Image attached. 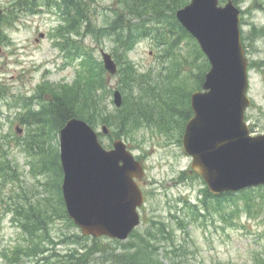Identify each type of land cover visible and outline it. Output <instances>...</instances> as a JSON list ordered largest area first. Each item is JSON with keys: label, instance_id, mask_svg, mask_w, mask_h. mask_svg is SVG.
I'll return each instance as SVG.
<instances>
[{"label": "rangeland", "instance_id": "obj_1", "mask_svg": "<svg viewBox=\"0 0 264 264\" xmlns=\"http://www.w3.org/2000/svg\"><path fill=\"white\" fill-rule=\"evenodd\" d=\"M17 1L0 0V7L5 14L3 20H0V91L7 93L5 96L0 95V155L8 152V156L3 155L2 165L5 168L13 167L10 171L13 174L4 172L3 175L0 172V264H44L55 260L56 263H61L71 249L79 248L82 241L85 246L117 245L124 250L133 251L135 248L128 247L132 245L134 237L114 243L109 239H100L97 242L83 239L79 228L76 229L64 219L66 213L54 196L56 189L52 172L44 175L35 167V162L32 169L30 162L35 158L26 151L23 152L22 147L16 146L28 131V126L26 127L17 116L18 97L33 98L39 93L40 84L55 90L77 86L81 80L78 74H86L88 67L82 66L83 60L73 53L76 49L74 44L77 42L79 46L80 42L81 46H87L93 60L102 64L100 50L113 54L117 46L114 41V17L125 10L130 13V10L119 0H85L88 2L84 6L90 7L92 12L90 24L87 30L82 32L80 20L71 30L56 27L60 21L59 13L65 10V5L55 7L51 12L21 13ZM57 2L65 3L63 0ZM224 2L225 0L222 1ZM235 2L241 9V30L245 44L250 41L253 46V50L249 51V59L253 60V64H250L248 71V95L251 104L246 110L245 119L252 134H263L264 63L260 61L264 58V0ZM69 9L72 10V6H69ZM79 9L78 4L75 11L78 12ZM65 18L63 23L66 26L70 15L68 20L66 16ZM40 33L43 35L39 36ZM58 38L62 41L65 51L54 47ZM194 43V40L186 39L177 49L182 76L187 77L188 83H194L193 80L201 72L204 62L203 58H195ZM67 51H72L68 53L69 59L66 57ZM161 52L143 40L129 51L128 59L139 71L150 72L155 77L159 70H163L165 62L168 63V59L160 56ZM88 61L92 63V59ZM88 61L87 63H90ZM100 77L105 78V85L94 92L95 101L99 102L103 110L94 116L92 125L99 132L101 144L110 148L114 136L122 138L129 150L138 156L145 166V180L142 186L146 191V203L140 210L142 221L136 228L137 234H143L152 221L168 223L176 230L177 243H183L186 247V250L183 249L184 256L176 264H264V188L252 191V206L249 211L245 209L242 199L237 200L240 213L238 217L232 218L233 225L221 216L224 209L229 211L233 206L222 203L221 210L217 205H203V214L196 216V219L191 211H180L177 218L185 225L184 233L176 229L178 219L176 221L172 213L176 206L177 209L180 208L178 200L188 199L195 203L204 187L202 180L190 170L191 159L184 153L179 142L180 129L157 132L153 128L140 127L127 132L114 128L108 121L105 122L103 116L105 113L115 112L112 93L119 86L120 76H111L101 70ZM165 81L164 86L169 87L168 76ZM103 125L107 133L102 132ZM18 128L21 132H17ZM29 130H32V126H29ZM49 139L47 149L53 154L58 151V134ZM29 203L42 205L39 207L44 215L46 231L41 233L43 235L40 239H30L28 232L22 228V217L16 213L17 209L27 208L28 211ZM204 219H207V222ZM152 230L151 234L156 228ZM158 235L156 233L155 237L158 238ZM143 237L149 242L153 239L149 234H144ZM29 240L33 243V252L38 256L30 258L29 255H22L18 262H14L12 252L27 246ZM49 241H53L55 245L47 243ZM46 248V254L53 257L48 262L44 260L38 263L37 260L45 256L42 251ZM162 252L160 249L150 256L156 263L171 264L162 260ZM87 258L89 259L86 262L100 263L97 253L90 254Z\"/></svg>", "mask_w": 264, "mask_h": 264}, {"label": "water", "instance_id": "obj_2", "mask_svg": "<svg viewBox=\"0 0 264 264\" xmlns=\"http://www.w3.org/2000/svg\"><path fill=\"white\" fill-rule=\"evenodd\" d=\"M1 14V10H0ZM239 10L232 0H191L176 12L210 62L203 91L191 94L194 116L182 138L191 167L216 194L264 184V134L251 136L244 121L249 105L247 62L240 42ZM105 69L116 72L102 51ZM119 107L122 97L113 95ZM62 195L68 216L82 234L125 239L139 223L143 174L123 142L106 150L84 120L71 118L60 130Z\"/></svg>", "mask_w": 264, "mask_h": 264}, {"label": "trees", "instance_id": "obj_3", "mask_svg": "<svg viewBox=\"0 0 264 264\" xmlns=\"http://www.w3.org/2000/svg\"><path fill=\"white\" fill-rule=\"evenodd\" d=\"M57 1L60 0H43V4H55L57 7H61L64 4L68 15L73 13L69 6H72V10H75V7H78L79 4V11L73 13L74 17L70 16L68 25L73 29L75 27L74 24L80 20L81 24L85 23L87 30L90 24L91 10L90 7H85L84 4L88 1L63 0L65 3L62 4ZM119 1L127 5L130 10V13H127V10L122 13L118 12L117 17L113 19L114 41L117 44L113 50V57L121 65L117 75L119 74L120 76L118 88L123 93V104L121 108L115 109V112L105 113L103 119H105V122L108 121L114 128L128 132L144 125L159 126L160 128L158 129L160 131L181 129L191 114L189 95L193 90L200 88L204 72L208 68L206 59L198 45L194 43L195 58L204 59L203 70L195 76L191 87L186 83L187 77L182 76L178 63L173 65L172 61H169L166 69L162 68L163 70H159L156 76L153 77L150 73L138 72L134 67L135 65L128 60V53L137 41L150 37L158 47L162 48L165 55L163 56L164 58L172 57L178 59V53L174 51V48L177 47L181 38L191 37L175 19L174 12L186 4L188 0ZM16 3L19 5V10L26 12H29V10L34 12L35 6L39 5L36 0H18ZM4 17L5 15L0 20H3ZM147 21H152L153 25L150 26ZM75 55L83 60L82 66L88 67L86 74H78L81 80L77 86L55 90L41 84L39 93L36 96H33V98L20 96L17 100L18 118L24 122L26 127L28 126V131L26 136L23 137L24 139L18 141L16 146L22 147L21 150L23 152L26 151L35 158L31 162L32 169H34L35 162V167H38L43 174L47 175V172H52L56 189V195L54 194V196H56L59 206L63 209L64 206L60 194L62 171L58 159V151L56 150L51 154L47 149L49 138L55 137L66 120L71 117L84 119L90 124L94 122V116L103 110L99 102L95 101L94 90H99L105 85V78L100 77L101 70L105 73L104 68L93 60L88 47L81 46ZM89 59H92V63L88 61ZM87 61L90 63H87ZM164 75L168 76L169 87L164 86L166 84V76ZM0 94L2 96L7 95L6 92L1 91ZM36 100L39 101V108L37 109L34 106ZM176 116H178V120ZM29 126H32V130H29ZM3 155L8 156V152ZM3 155H0V172L3 175L13 174L10 172L13 169L12 166L5 168L2 165ZM262 188L264 187L253 189V191L261 190ZM251 194L252 190L241 192L239 196L238 194H228L219 199L204 189L203 199L200 201L201 204H192L187 207V211L191 210L196 219V216L203 214L202 204L206 207L217 205L219 210L222 209V203L226 206L232 204L233 209L229 211L224 209V214L221 215L226 218V222L232 224V218L238 217L240 213L237 200L242 199L245 209L249 211L250 206H252L250 202ZM39 206L42 205L29 203L28 211L27 208L16 210V213L22 217V228L28 232L30 239H40L43 235L41 233L46 231L44 215ZM64 219L73 225L67 215H64ZM175 219L177 221V218ZM204 221H207V219H204ZM177 224L176 229L183 231L185 225L181 222V219L178 218ZM153 228H156L153 234L147 231V234L153 237L150 242L146 241L141 235L135 234L132 236L134 239H132V245L128 249L135 248L133 251L124 250L117 245L85 246L82 241L79 248L75 247L69 251L64 261L61 263L53 261L50 264H85L89 259L87 258L88 255L94 253L98 254L99 264H161L157 260L158 263H156L150 256V254L156 253L157 249L163 250L162 259L177 263L184 256L185 251L183 250L184 247L181 248L182 243L177 244L175 241V229L164 222H154ZM152 229L150 230L153 232ZM156 233L159 234L158 238L155 237ZM81 237L90 239L84 236ZM100 239L104 238H92L95 242ZM110 241L114 243L113 240ZM135 241H137L136 244ZM47 243H51V241ZM33 249L31 240H29L27 246L17 248L12 252L14 262H18L22 255L31 257L36 254ZM47 250L48 248H46Z\"/></svg>", "mask_w": 264, "mask_h": 264}, {"label": "flooded vegetation", "instance_id": "obj_4", "mask_svg": "<svg viewBox=\"0 0 264 264\" xmlns=\"http://www.w3.org/2000/svg\"><path fill=\"white\" fill-rule=\"evenodd\" d=\"M243 41L245 42L244 36H243ZM244 45H245V50H246V54H247V57H248L249 64L252 65L253 64V60L250 61V59H249V51L253 50V46L250 45V41H249V43L247 45L245 43H244ZM261 51H263V50L261 49ZM260 62L264 63V58L261 59ZM143 182H144V178L139 181V184L142 185ZM143 195H144V199L146 200V194L143 193Z\"/></svg>", "mask_w": 264, "mask_h": 264}]
</instances>
